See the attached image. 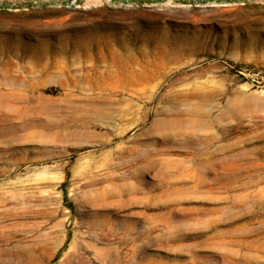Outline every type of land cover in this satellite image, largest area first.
Masks as SVG:
<instances>
[{"label": "rangeland", "instance_id": "obj_1", "mask_svg": "<svg viewBox=\"0 0 264 264\" xmlns=\"http://www.w3.org/2000/svg\"><path fill=\"white\" fill-rule=\"evenodd\" d=\"M0 264H264V0H0Z\"/></svg>", "mask_w": 264, "mask_h": 264}, {"label": "trees", "instance_id": "obj_2", "mask_svg": "<svg viewBox=\"0 0 264 264\" xmlns=\"http://www.w3.org/2000/svg\"><path fill=\"white\" fill-rule=\"evenodd\" d=\"M237 66H243V65H237ZM65 196L67 197V192H65Z\"/></svg>", "mask_w": 264, "mask_h": 264}]
</instances>
